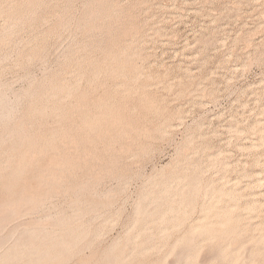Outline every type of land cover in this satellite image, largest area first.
I'll list each match as a JSON object with an SVG mask.
<instances>
[{"label":"rangeland","instance_id":"obj_1","mask_svg":"<svg viewBox=\"0 0 264 264\" xmlns=\"http://www.w3.org/2000/svg\"><path fill=\"white\" fill-rule=\"evenodd\" d=\"M0 36V264H264V0H0Z\"/></svg>","mask_w":264,"mask_h":264},{"label":"bare ground","instance_id":"obj_2","mask_svg":"<svg viewBox=\"0 0 264 264\" xmlns=\"http://www.w3.org/2000/svg\"><path fill=\"white\" fill-rule=\"evenodd\" d=\"M13 22H14V21H13ZM11 23H12V22H11ZM9 33H10V32H9ZM4 35H5V34H4ZM0 37H2V36H0ZM122 54H123V53H122ZM128 58H129V57H128ZM131 63H133V62H131ZM116 64H117V63H116ZM118 72H119V71H118ZM51 88H52V87H51ZM64 93H65V92H64ZM1 94H2V93H1ZM61 94H62V93H61ZM50 95H51V94H50ZM48 96H49V95H48ZM53 99H54V98H53ZM109 100H110V99H109ZM110 101H111V100H110ZM42 102H43V101H42ZM111 102H112V101H111ZM102 111H103V110H102ZM0 113H3V112H0ZM7 113H8V112H7ZM1 115H2V114H1ZM6 115H7V114H6ZM6 115L4 114L2 118H5ZM0 118H1V117H0ZM6 118H7V117H6ZM196 179H197V178H196ZM196 179H195V180H196ZM180 180H181V179H180ZM183 180H185V179H183ZM183 180H181V181L184 182ZM195 180H193L194 183L191 181L192 184H189V183H190V180H189V183L185 181L186 183H188V184H186V187L189 185V189H185V192H186V193L183 195V196H184V199H183V200H186L187 205H189V203L191 204V202L194 203V202H195L194 199L197 197V196L195 197V195H196V193L198 192V187H197V185H198V183H197L198 180L196 181L197 184L195 183ZM162 181H164V180H162ZM179 182H180V181H179ZM182 182H181V183H182ZM185 182H184V183H185ZM199 182H200V181H199ZM184 183H182V184H184ZM200 183H201V182H200ZM184 185H185V184H184ZM162 188H163V191H164V192L166 193V195H167V199H168V197H169V200H171L174 204H176L177 201H175V199L173 198V195H174V194H173V195L171 194V191H172V190H170L171 187H170V186L168 187V184H164V186H163ZM169 188H170V189H169ZM187 188H188V187H187ZM159 190H160V189H159ZM163 191H162V192H163ZM183 191H184V188H183ZM162 192H161V193L159 192V193L162 194ZM207 192H208V191H207ZM208 193H209V192H208ZM155 195H156L157 197L155 196L156 199H154V202H153V203H157L158 201H162V199L160 198L159 195H157V193H156ZM166 195L163 194V196H162V195H161V196L164 198ZM181 195H182V194H181ZM158 196H159V197H158ZM203 196H204V195H203ZM175 197L177 198V195H176ZM165 198H166V197H165ZM185 198H188V199H190V200L185 199ZM210 198H212V197H210ZM210 198H208V199H210ZM181 199H182V197H181ZM181 199H180V200H181ZM164 200H166V199H164ZM169 200L167 201V203H168V202H171V201H169ZM177 200H178V202L180 201L179 199H177ZM183 200H182V201H183ZM187 200L190 201V202L188 203ZM191 200H192V201H191ZM193 200H194V201H193ZM149 201L152 202L153 200L150 199ZM149 201H147V202L149 203ZM186 203H184V204L186 205ZM151 204H152V203H150V205H151ZM195 204H196V203H195ZM179 205H180V208H181V207H182L181 203H179ZM192 205H194V204H192ZM147 206H148V205H147ZM147 206H146V207H147ZM175 206H178V205H175ZM175 206L173 207L172 211H173L174 213H175V212L177 213L178 210H177V208H176ZM194 206H195V205H194ZM178 207H179V206H178ZM143 208H145V207H143ZM143 208H141V210H140V214H145L146 212H147V213L149 212V211H146V210H149V209H148V208H150L149 206L147 207V209H146V208L143 209ZM153 208H154V207H153ZM186 208H187V207H186ZM210 208H211V206H205L204 209H205V211H207V210H209ZM151 209H152V208H151ZM188 210H189V207H188ZM150 211H151V210H150ZM172 211H171V212H172ZM147 213H146V214H147ZM169 213H170V212H169ZM155 215H156V214H155ZM172 215H173V214H172ZM181 215H182V213H181ZM181 215L179 214V217H180ZM183 215H186V212H185ZM163 216H164V215H163ZM175 216H176V215H175ZM168 217H170V216H168ZM179 217H177V218L179 219ZM218 217H219V216H218ZM218 217H217V219H218ZM164 218H165V216H164ZM173 218H174V217L171 216L170 219H168V218H167V219H168V220H171V219H173ZM175 218H176V217H175ZM186 218H188V214H187V217H186ZM224 218H225V219H228V218L230 219V218H231V217H230V214H229V215H228V214H225V215H224ZM178 219H176V220H178ZM180 219H181V218H180ZM184 219H185V218H184ZM220 219H221V218H220ZM213 220H214V219H213ZM181 221H182V220H181ZM211 221H212V220H210V222H211ZM214 221H215V220H214ZM218 221H219V219H218ZM157 222H158V220H157ZM178 222H179V221H178ZM182 222H183V221H182ZM182 222H179V223L182 224ZM196 222H197V221H196ZM158 223H159V222H158ZM164 223H166V221H165ZM169 223H170V221H169ZM179 223H178V224H179ZM226 223H227V222H226ZM166 224H167V223H166ZM166 224L163 225L162 227L166 226ZM171 224H173L172 221H171ZM184 224H185V223H184ZM194 224H195L194 226H193V224H191V228H189L190 230L188 229V235H187V238H188V239L186 238V240L189 241V240L191 239L189 242H191V241H192V238H193V237L195 238V236L197 237L198 235H199V236L202 235L201 237H203V236H205V235L207 236L206 233H209V234H210V233H214L215 230H216L215 227H217V226H214V224H210V223H208V222H204L203 220H202V222H199V221H198L197 224H196V223H194ZM222 224H223V222H222ZM222 224H220V227H222ZM228 224H229V223H228ZM217 225L219 226V223H218ZM167 226H168V224H167ZM223 226H224V224H223ZM189 227H190V226H189ZM227 227H228V226L226 225L224 228H227ZM230 227H233V226H230ZM234 227H235V225H234ZM234 227H233V229H234ZM236 228H238V227H236ZM236 228H235V230H236ZM133 229H134V228H133ZM233 229H231L230 231H227V232H226V230H225V231H224V230H220V234H217V235H220V236H219L220 238H224V237H226V235H227L228 238H230L229 235H232V233H229V234H227V233H228V232H231ZM240 229H241V228H240ZM35 230H36V229H35ZM72 230L74 231V229H72ZM235 230H233V232H234ZM28 231H29V230H28ZM69 231H71V229H70ZM73 231H71V232H73ZM77 231H78V230H77ZM77 231H76V232H77ZM237 231H239V230L237 229ZM237 231L233 233V237H234V235H235V236H239V235H240L241 232H237ZM35 232H36V231H35ZM35 232H34V233H35ZM74 232H75V231H74ZM81 232H82V231H81ZM138 232H139V231H138ZM225 232H226V233H225ZM27 233H28V232H27ZM36 233H37V232H36ZM67 233H70V232H67ZM67 233H66V234H67ZM97 233H99V232H97ZM97 233H96V234H97ZM217 233H218V231H217ZM25 234H26V233H24V234H22V235H25ZM37 234H38V233H37ZM79 234H80V233H79ZM96 234H95V235H96ZM209 234H208V235H209ZM215 234H216V232H215ZM26 235L29 236V234H26ZM41 235H42V234H41ZM52 235H54V234H51V236H52ZM68 235H69V234H68ZM68 235H65V236H68ZM70 235H71V233H70ZM70 235H69V236H70ZM81 235H82V233H81ZM98 235H99V234H98ZM134 235H135V234H134ZM185 235H186V234H185ZM213 235H214V234H213ZM31 236H32V234H31ZM44 236H45V235H44ZM48 236L50 237V235H48ZM130 236H131V235H130ZM214 236H215V235H214ZM42 237H43V236H42ZM46 237H47V235H46ZM49 237H48V238H49ZM62 237H63V236H62ZM70 237H71V236H70ZM72 237H73V236H72ZM79 237H80V236H79ZM87 237H88V236H87ZM184 237H185V236H184ZM231 237H232V236H231ZM28 238H29V237H28ZM30 238H31V237H30ZM30 238H29V240H30ZM48 238H45V239H48ZM57 238H58V237H57ZM57 238H56V240H57ZM74 238H76L75 235H74V237H73L72 239H73V240H76V239H74ZM77 238H78V236H77ZM83 238H84V237H83ZM83 238H81V239L83 240ZM52 239H54V238L52 237L50 240H52ZM65 239H66V238H65ZM68 239H69V238L67 237V240H68ZM70 239H71V238H70ZM126 239H127V238H126ZM137 239H138V238H137ZM182 239H183V238H182ZM184 239H185V238H184ZM184 239H183V242H185ZM234 239H236V238H232L233 241H234ZM33 240H34V239H33ZM41 240H42V242H43V239H41ZM63 240H64V237H63ZM73 240H72V241H73ZM79 240H80V239H78V241H79ZM194 240H195V239H194ZM53 241H55V240H53ZM61 241H62V240L59 241V244H61ZM68 241L70 242V240H68ZM68 241H65V242L68 243ZM240 241H241V240H240ZM29 242H30V244H32V242H33V245H34L36 241H32V240H30ZM29 242H27V243H29ZM39 242H40V244L42 243L41 241H39ZM82 242H83V241H82ZM189 242H188V244H189ZM229 242H230V241H229ZM27 243H26V246H28V245L30 246V244H27ZM37 243H38V242H37ZM80 243H81V242H80ZM181 243H182V242H181ZM227 243H228V242H227ZM231 243H232V242H231ZM38 244H39V243H38ZM38 244H35L34 246H37ZM49 244H50V243H49ZM57 244H58V243H57ZM59 244H58V245H59ZM63 244H64V241H63ZM65 244H66V243H65ZM116 244H117V243H116ZM185 244H186V243H185ZM22 245H23V244H22ZM47 245H48V244H47ZM58 245H57V246H58ZM41 246H43V245H41ZM129 246H130V245H129ZM180 246H182V244H181ZM64 247H65V249L67 248L66 246H64ZM64 247H63V248H64ZM29 248H30V247H29ZM29 248H28V249H29ZM40 248H41V247H39L38 249H40ZM55 248H57L56 245H55ZM63 248L60 249V248L58 247V249H60L61 251L64 250ZM128 248H129V247H128ZM237 248H238V247H237ZM244 248H246V247H244ZM13 249H14V248H13ZM18 249H19V248H18ZM41 249H42V248H41ZM49 249L51 250V248H49ZM58 249H57V250H58ZM111 249H112V248H111ZM129 249H131V248H129ZM234 249H236V248H234ZM234 249L232 248L231 250H234ZM246 249H247V248H246ZM248 249H249V248H248ZM36 250H37V248H36ZM55 250H56V249H55ZM243 250H245V249H243ZM12 251H13V250H12ZM19 251H20V250H19ZM22 251H23V249H22ZM25 251H27V250H25ZM25 251H24V252H25ZM61 251H59V254H60ZM67 251H69V250H67ZM122 251H123V250H122ZM28 252H29V251H28ZM32 252H33V251H32ZM32 252H31V253H32ZM46 252H47V251H46ZM50 252H51V251H50ZM124 252H125V251H124ZM129 252H130V251H129ZM33 253H35V255H36V253H38V252L35 251V252H33ZM48 253H49V252H48ZM62 253H63V252H62ZM65 253H67V252L64 250V253H63V254H65ZM131 253H132V252H131ZM131 253H130V254H131ZM227 253H228V252H227ZM231 253L233 254V253H235V252H231ZM241 253H243V252H241ZM241 253H240V255L242 256L244 253H243V254H241ZM245 253H246V250H245ZM14 254H15V253H14ZM19 254H20V252H19L18 254H16V257H17V255H18V257H19ZM29 254H30V253H29ZM44 254H45V253H44ZM44 254H42V253L40 254V257L43 258V259L46 257V256L44 257ZM254 254H255V253H254ZM26 255L28 256L27 253H26ZM41 255H42L43 257H42ZM46 255H47V254H46ZM49 255H50V254H49ZM182 255H183V254H182ZM9 256H10V255H9ZM53 256H54V255H53ZM64 256H65V255H64ZM244 256H245V254H244ZM255 256H256V255H255ZM2 257H3V256H2ZM4 257H5V256H4ZM28 257H30V255H29ZM28 257H27V258H28ZM37 257H38V256H36V258H35L36 260L39 259V258H37ZM107 257H108V256H107ZM242 257H243V256H242ZM245 257H246V256H245ZM245 257H244V259H245ZM24 258H25V257H24ZM27 258H26V260H27ZM41 258H40V259H41ZM253 258H254V257H253ZM6 259H7V258H6ZM10 259H11V258H10ZM18 259H19V258H18ZM28 259H29V258H28ZM40 259H39V260H40ZM162 259H163V258H162ZM4 260H5V259H4ZM15 260H16V259H15ZM19 260H20V259H19ZM19 260H18V261H19ZM31 260H32V259H31ZM39 260H38V261H39ZM54 260H55V259H54ZM56 260H57V259H56ZM113 260H114V263H115L116 260H115V259H113ZM253 260H254V259H253ZM9 261H10V260L8 259L7 261H4V262H8V263H9ZM29 261H30V260H29ZM67 261H68V260H67ZM105 261H106V260H105ZM107 261H108V260H107ZM118 261H119V260H118ZM122 261H125V260H122ZM180 261H181V260H180ZM211 261H212V260H211ZM35 262H36V261H35ZM109 262H110V263H109ZM109 262H108L107 264H112V263H113V261H109ZM256 262H257V261H256ZM260 262H261V261H260ZM28 263H29V262H28ZM31 263H32V261H31ZM114 263H113V264H114ZM119 263H121V261H119ZM158 263H159V262H158ZM178 263H179V262H178ZM178 263H177V264H178ZM183 263H184V264H190V263H191V258H190V257H187V258L185 259V262H180L179 264H183ZM4 264H6V263H4ZM26 264H27V263H26ZM58 264H59V263H58ZM66 264H67V263H66ZM104 264H106V263H104ZM115 264H116V263H115ZM201 264H202V263H201ZM211 264H212V263H211Z\"/></svg>","mask_w":264,"mask_h":264}]
</instances>
